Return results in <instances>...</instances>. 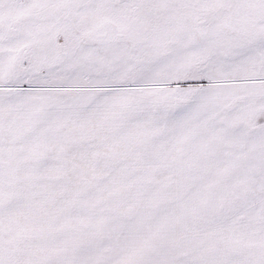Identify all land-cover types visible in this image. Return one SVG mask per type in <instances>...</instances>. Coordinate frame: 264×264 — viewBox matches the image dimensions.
<instances>
[{
	"label": "snow or ice",
	"instance_id": "snow-or-ice-1",
	"mask_svg": "<svg viewBox=\"0 0 264 264\" xmlns=\"http://www.w3.org/2000/svg\"><path fill=\"white\" fill-rule=\"evenodd\" d=\"M0 264H264V0H0Z\"/></svg>",
	"mask_w": 264,
	"mask_h": 264
}]
</instances>
